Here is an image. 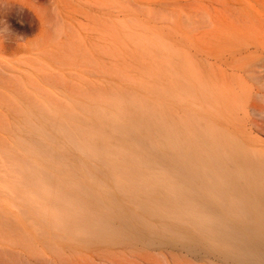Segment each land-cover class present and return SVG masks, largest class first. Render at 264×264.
Instances as JSON below:
<instances>
[{"label":"rangeland","instance_id":"rangeland-1","mask_svg":"<svg viewBox=\"0 0 264 264\" xmlns=\"http://www.w3.org/2000/svg\"><path fill=\"white\" fill-rule=\"evenodd\" d=\"M0 264H264V0H0Z\"/></svg>","mask_w":264,"mask_h":264},{"label":"bare ground","instance_id":"bare-ground-1","mask_svg":"<svg viewBox=\"0 0 264 264\" xmlns=\"http://www.w3.org/2000/svg\"><path fill=\"white\" fill-rule=\"evenodd\" d=\"M119 149L120 150H123V151H127V150H132L135 146H133L132 144H129L130 142H127V140H123V139H121V140H119ZM132 145V146H131ZM136 148V147H135ZM133 150H135V149H133ZM132 150V151H133ZM137 151V150H136ZM263 210V209H262Z\"/></svg>","mask_w":264,"mask_h":264}]
</instances>
